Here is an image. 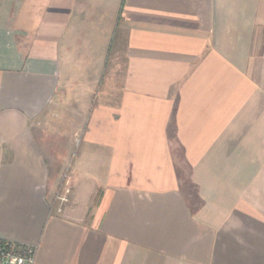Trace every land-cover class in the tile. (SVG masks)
<instances>
[{
	"label": "crops",
	"instance_id": "0c3cea01",
	"mask_svg": "<svg viewBox=\"0 0 264 264\" xmlns=\"http://www.w3.org/2000/svg\"><path fill=\"white\" fill-rule=\"evenodd\" d=\"M94 20L102 59L71 57ZM0 242L35 264H264V0H0Z\"/></svg>",
	"mask_w": 264,
	"mask_h": 264
},
{
	"label": "rangeland",
	"instance_id": "374dc122",
	"mask_svg": "<svg viewBox=\"0 0 264 264\" xmlns=\"http://www.w3.org/2000/svg\"><path fill=\"white\" fill-rule=\"evenodd\" d=\"M98 6L96 4V15L99 14V10H98ZM95 21V25H92L93 29L94 30V34L92 35H89V34H79L78 36H75L77 37L78 40H80V44H77L75 45V49L73 50V52L71 53V57L73 56L74 57V52L77 53L78 55L81 54V55H88L90 54V57L92 56V58H96V59H102V47H103V44H104V38L106 40V37L103 36V35H100V31L101 30V25H98L99 23V20H94ZM95 26V27H94ZM80 29L77 27V30ZM84 30H87L86 28H83ZM113 37L114 35H110L108 37V40H107V50L105 51L104 53V58L106 57L107 55V58H108V62H111L113 59H115V56H114V50H116L115 48V44H116V41L112 44V40H113ZM87 42V43H86ZM112 44V46H111ZM106 46V45H105ZM91 47V50L89 51ZM98 47V49L96 48ZM113 62L109 63L108 66H107V71L108 69L112 66ZM72 69H74V73L76 72L78 75H84V72L87 71L88 68H84V67H72L71 68V71ZM94 69V68H93ZM93 69H90V70H93ZM107 74V72H106ZM54 123H59L62 127H65L66 128V116L64 113H60L58 116H57V119L54 117ZM65 128H62L61 130H65ZM65 131L64 132H61V134H56L57 136H51L53 140V142L56 143V145L60 146L62 143H64L66 141V138H65ZM59 148V147H57ZM184 173V172H183ZM182 179H183V183L182 185L184 186V190L186 191V194L189 196H191L193 193H194V190L192 188V186L190 185V183L188 182L187 180V175H182Z\"/></svg>",
	"mask_w": 264,
	"mask_h": 264
},
{
	"label": "built area",
	"instance_id": "2783aa9c",
	"mask_svg": "<svg viewBox=\"0 0 264 264\" xmlns=\"http://www.w3.org/2000/svg\"><path fill=\"white\" fill-rule=\"evenodd\" d=\"M70 188L68 182L56 191L54 203L60 211L61 206L69 201ZM36 248L34 246H22L11 242H0V264H35Z\"/></svg>",
	"mask_w": 264,
	"mask_h": 264
}]
</instances>
